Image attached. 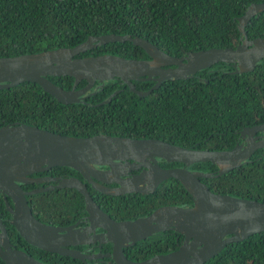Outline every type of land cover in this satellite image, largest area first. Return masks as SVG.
Here are the masks:
<instances>
[{
	"label": "trees",
	"instance_id": "16d2710c",
	"mask_svg": "<svg viewBox=\"0 0 264 264\" xmlns=\"http://www.w3.org/2000/svg\"><path fill=\"white\" fill-rule=\"evenodd\" d=\"M258 2L264 0H0V56L71 47L90 35L107 33L140 36L173 56L210 47H234L240 41L237 17L250 3ZM244 30L248 39L263 36L264 10L251 16ZM97 54L148 58L129 41L108 42L77 56ZM47 78L64 89L73 83L70 76ZM132 83L137 90L144 91L154 82ZM84 84L80 80L75 88ZM93 89L95 92L81 102L62 104L33 82L1 88L0 126L19 122L76 137H151L182 147L220 150L232 147L234 132L241 127L264 121V59L251 71L242 73H234L230 64L217 62L186 79L162 81L143 97L117 78L87 93ZM114 91L117 92L102 103ZM59 169L69 168L55 167L32 176ZM193 169L214 172L216 166L198 162ZM200 180L214 193L264 202V155L217 177ZM171 184L170 192L168 184L160 187L159 194L143 202L142 207L134 208L135 203L129 201L130 208L118 212L120 219L143 216L160 205L189 204L191 198L182 186L175 179ZM20 186L25 190L36 187ZM99 196L113 201V205L126 204L119 197ZM26 200L32 213L51 218L53 213L67 218L75 208L85 214L82 196L70 188L39 192L26 196ZM106 212L115 216L114 212ZM177 235L169 234V242L154 236L141 241L142 246L126 250L131 259L170 251L179 243L175 241ZM31 248L38 250L33 257L42 262L79 264L77 259ZM0 264L4 263L0 260ZM203 264H264V230L226 244Z\"/></svg>",
	"mask_w": 264,
	"mask_h": 264
},
{
	"label": "water",
	"instance_id": "95a60500",
	"mask_svg": "<svg viewBox=\"0 0 264 264\" xmlns=\"http://www.w3.org/2000/svg\"><path fill=\"white\" fill-rule=\"evenodd\" d=\"M263 10L264 2L250 3L244 13L237 17L240 41L234 47H210L173 56L140 36L107 33L90 35L71 47L0 56V89L22 82H33L57 102L69 104L81 102L84 97L95 92L93 89L87 93L90 89L101 88L105 81L114 78L120 79L130 91L143 97L162 81L186 79L217 62L230 64L234 73L248 72L264 59V35L248 39L244 26L251 16ZM115 41L131 42L140 47L148 58H125L114 54L77 56L85 50ZM48 76H70L73 83L69 89H64L49 80ZM80 80H84L85 84L75 88ZM136 80H152L154 83L147 90L140 91L132 83ZM116 92L111 93L102 103L107 102ZM244 130L257 132L260 138L245 146L213 150L182 147L151 137L131 138L106 134L76 137L19 122L2 125L0 194L10 215L9 225L25 243L46 252L80 260L83 264H87L89 259L102 256L111 257L112 262L108 264H203L226 244L241 241L264 230V202L214 193L200 181V178L217 177L239 167L256 148H264V123L245 127ZM156 158L180 163L182 166L160 168ZM198 162H210L217 169L214 172H203L184 168ZM134 163H141L148 170L127 180L114 177L115 174L135 167ZM94 165L106 166L107 169L97 170ZM52 167L72 169L92 189L105 195L153 191L161 181L172 178L190 196L191 205H165L143 217L114 220L99 208L81 180L73 176H32ZM45 181L56 183L54 186L29 190L20 186ZM111 181L116 183L115 187L100 183ZM139 184L142 187H138ZM52 188L74 189L82 196L88 222L86 227H77L78 222L62 226L50 225L34 217L26 196ZM95 228L102 231L96 233ZM168 229L184 238L177 248L140 261L130 260L123 253V247ZM90 242H108L112 245V253L85 255L68 248ZM0 260L4 264H48L14 247L1 223Z\"/></svg>",
	"mask_w": 264,
	"mask_h": 264
},
{
	"label": "flooded vegetation",
	"instance_id": "af4514ba",
	"mask_svg": "<svg viewBox=\"0 0 264 264\" xmlns=\"http://www.w3.org/2000/svg\"><path fill=\"white\" fill-rule=\"evenodd\" d=\"M261 123H264L263 122H259V123H255V124H252V125H249V126H243L241 127L239 130L235 131V136L233 138V145L232 147L236 146V145H241V146H245L247 143H249L250 141H253V142H256L257 139H259L260 137H258L259 133H252L250 131H246L244 130L245 127H251V126H255V125H258V124H261ZM230 147V148H232ZM229 148V149H230ZM258 154V156H256ZM264 155V148H256L253 153L250 155V157L248 158V160L246 161H243L242 163H249L252 161V159H256L260 156H263ZM156 163L157 165L160 167V168H172V167H180L182 166V164L180 163H176V162H165L163 159H159V158H156ZM135 167L129 169V170H126L125 172H122V173H119V174H115L114 177L116 176L117 178L121 177L122 179H129V178H132V176L134 175H140V173L142 171H146L148 170L147 167L145 165H142L141 163H134ZM94 167L97 169V170H106L107 167L106 166H98V165H94ZM52 168H55V167H52ZM50 168V171L51 169ZM59 168V167H58ZM184 168H186L187 170H196V169H193V164L189 165V166H185ZM120 169H123L122 167ZM126 169V168H125ZM217 169V168H216ZM47 171V170H46ZM216 171V170H215ZM230 171V170H229ZM223 174V173H222ZM35 176H52V177H68V176H73L79 180H81V182L85 183V186H86V189L87 191L89 192L90 196L92 197V199L95 201V203L99 206V208L105 212L106 214H108L111 218H113L114 220H125V219H120V215L118 214V212H120V209H126V208H130L127 203L129 201H132L133 203H135L134 205H132L134 208H139V207H142L143 206V202H147V199H149L150 197L152 196H155L157 194H159V188L160 187H163L164 185H167L168 184V187H169V192L171 190V181L172 179L171 178H168L166 180H163L161 181L153 191H147L145 193H140L139 191H133V192H125V193H122V194H119V195H110V196H113V197H119V198H122L124 200V202L126 203L124 206H122L121 204H117V205H113V201H105L104 198L102 196H99V194H102V193H99L97 192L96 190L92 189L90 187V185L88 183L85 182V180L75 171H73L72 169H59V170H54L51 172V174H43V175H35ZM201 181V180H200ZM202 182V181H201ZM56 182L54 181H45V182H40V183H37L35 184L36 187H47V186H54ZM101 184L107 186V187H115L116 186V183L114 181H111V182H108V183H102L100 182ZM31 185V184H30ZM34 187V188H36ZM138 187H142V185H138ZM52 189H65V188H52ZM48 190H51V189H48ZM74 190V189H73ZM47 191V190H46ZM45 192V191H43ZM168 192V189H166L165 193L169 194ZM186 192V191H185ZM74 195V193L72 192V196ZM103 196H105V194H102ZM69 197L71 196V193L68 195ZM7 202L8 204H10L9 202V199H7ZM2 203V204H1ZM0 223L4 225L5 227V232L8 236V239H9V242L14 246V247H17V248H20L22 250H25L26 252H28L29 254H31L32 256H34V252L37 253L38 250H34L32 249L31 245L25 243L18 235L17 233L14 231L13 227L11 225H9V220H10V215L9 213L6 211L5 209V205H4V199H3V196L2 194H0ZM165 205H174V206H181V207H186V206H190L191 205V202L189 204H185V205H175V204H165ZM165 205H160V206H165ZM160 206H157V207H154L153 209H151L148 213H146L145 215L143 216H146L148 215L150 212H152L155 208H158ZM73 210V213L72 215L68 216L67 218H64L62 216H60V214L58 215V213H53V218L51 217H47V216H43V215H40V213H32L34 215V217H36L39 221L43 222V223H46V224H50V225H58V226H62V225H69V224H73V223H76L78 222V225L77 227H86L88 225V222L86 220V213H79V211L75 208V209H72ZM106 211H109V212H114L115 216H112L110 213L106 212ZM143 216H135L133 218H130V219H134V218H137V217H143ZM67 220H69L67 222ZM72 220V221H70ZM64 222H67V223H64ZM58 223V224H56ZM102 230L100 228H95V232L98 233V232H101ZM170 231V233H169ZM174 231L172 230H164V231H159V232H155L153 234H151L150 236L144 238V239H141V240H138L136 242H134L133 244L131 245H128V246H125L122 248L123 250V253L125 254V256L130 259V260H133V261H140V260H143V259H146V258H149L151 256H154V255H157V254H161V253H166V252H169V250H166V251H162V252H158V253H155L153 255H150V256H145L141 259H137V258H130L131 256V253H129V250H126V248L128 247H137V246H142L140 245L139 243L143 240H146L148 238H151L154 236H159L161 239H164L166 240L167 242H169V234L173 233ZM174 233H177V232H174ZM178 235L175 237V241L179 242L177 243V246L179 244L182 243V241L184 240L183 236L179 233H177ZM181 235V237L179 236ZM112 245L108 242H105V243H97V242H94V243H89V244H84V245H78V246H72V247H69L68 248H73V249H76L78 250L79 252H81L82 254H85V255H90V254H93V253H97L98 254H111L112 253ZM177 248V247H176ZM167 249V247H166ZM40 250V249H39ZM41 251H44V250H41ZM171 251V250H170ZM46 252V251H44ZM46 253H49V254H53V253H50V252H46ZM63 256V255H61ZM65 256V255H64ZM130 256V257H129ZM79 261V264H83L82 261L78 260ZM87 264H108V262H112L111 260V257H104L102 256L101 258H96V259H89L86 261Z\"/></svg>",
	"mask_w": 264,
	"mask_h": 264
}]
</instances>
